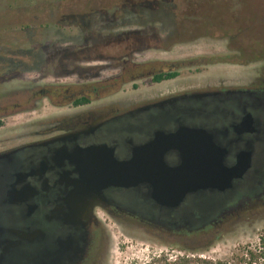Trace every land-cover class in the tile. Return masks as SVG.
Returning <instances> with one entry per match:
<instances>
[{"label":"flooded vegetation","instance_id":"af4514ba","mask_svg":"<svg viewBox=\"0 0 264 264\" xmlns=\"http://www.w3.org/2000/svg\"><path fill=\"white\" fill-rule=\"evenodd\" d=\"M258 2L262 7L264 0ZM185 5L195 10L192 2ZM253 25L264 27V12L252 15ZM117 43L108 46L120 54L110 57L118 73L104 83L40 88L24 103L0 107V119L22 112L29 116L28 131L0 139V264H104L105 220L118 225L156 221L198 231L228 202L238 212L264 205V76L242 84L181 82L130 100L124 86L142 79L150 86L172 82L180 66L196 71L202 58L130 69L129 42L115 48ZM119 60L125 63L118 65ZM171 74L176 76L152 83ZM41 101L60 112L31 118ZM193 135L201 147L213 146V160L221 156L223 170H237L226 188L219 181L215 190L197 189L208 183L194 181L188 164L183 174L187 188L172 208L155 204L143 176L128 185L125 170L119 182V166L128 165L137 150L153 160L160 180L166 178L181 166L166 139ZM147 145L152 146L141 149Z\"/></svg>","mask_w":264,"mask_h":264},{"label":"rangeland","instance_id":"374dc122","mask_svg":"<svg viewBox=\"0 0 264 264\" xmlns=\"http://www.w3.org/2000/svg\"><path fill=\"white\" fill-rule=\"evenodd\" d=\"M95 1L91 4H99L100 0ZM172 1L177 4L192 2L195 10L176 25L169 23L171 15H159L154 20L158 19L161 24L152 26L150 18L153 16L145 9H138L142 4L122 5L121 2L122 6L129 5L122 8L123 13L114 12L116 9L113 8L107 11L108 15L103 14L104 17L93 14L85 32L72 24L55 26L49 23L29 36L33 45L23 46L35 49L34 61L29 63L31 66L19 67L17 73L0 85V107L16 101L24 103L30 93L40 88L59 90L104 83L118 73L113 69L115 65L110 57H120V54L114 55L115 51L110 52L108 42H118L115 48H121L119 42L125 39L130 46L127 60L130 69L186 63L195 57L202 58L203 63L196 71L194 66H180L178 78L169 83L150 86L148 79H142L133 87L130 84L124 86L123 95L130 100L151 97L181 82L199 84L224 79L227 84H242L249 77L254 81L264 76V27L252 26V15L263 13L264 3L260 7L258 0ZM149 2L144 1L145 8L148 6L145 3ZM26 5L22 0H0V10L21 9ZM130 5H136L137 12L143 15L142 20L132 13L134 9L128 10ZM6 20L7 16L0 13V29L9 24ZM135 38L142 39L141 43ZM174 41L176 44L172 46L170 42ZM188 41L190 43L186 44ZM124 61L119 60L117 64ZM58 112L60 110L52 109L48 102L41 101L36 103V111L30 117L34 119L38 115L45 117ZM27 119L29 116L24 112L0 119V139L28 131ZM220 217L224 220L221 221ZM104 224L107 236L104 264L140 263L159 253L172 257L178 251L184 254L194 251L211 260H225L237 247L254 245L257 237L264 233V205L252 204V210L238 212L234 202H228L223 211L214 213L203 230L198 231L170 228L156 221L144 225L123 221L118 225L105 220Z\"/></svg>","mask_w":264,"mask_h":264},{"label":"trees","instance_id":"16d2710c","mask_svg":"<svg viewBox=\"0 0 264 264\" xmlns=\"http://www.w3.org/2000/svg\"><path fill=\"white\" fill-rule=\"evenodd\" d=\"M22 1L27 3L25 8L0 10V13L7 16L8 20L6 21H9V24H6L0 29L2 32H0V35L3 36L0 37V85L4 80H7V78H10L13 74L17 73L20 70L19 67L31 66L29 63L32 60L34 61L32 56L35 57L36 55L35 49L33 46H30L28 49H25L23 46L27 44L33 45L30 42L31 39H29V36L38 33L49 23H53L55 26L72 24L75 25L79 31L85 32V28H87L90 17H92L93 14L99 15V17H104L105 15L103 14L108 15L107 11H110L113 8L116 9L113 10L114 12L123 13L124 10L122 8L129 7V5H122L132 2H137L136 5L142 4L139 5L140 8L138 9H145L144 11H148V15L153 16L150 18V20H152V26L155 24H161L158 22L157 18V20H154L155 17H158L159 15H171L172 20L169 21V23L176 25L180 19L183 20L184 18H187L188 14L191 12L186 8V3L177 4L172 0H149V3H145L148 5L146 6L147 10L144 5L145 0H100L99 4H91L95 3V0V2L93 0ZM121 2H123L122 5H120ZM94 5H97V8L94 7ZM136 5H130L128 10L134 9L132 13L136 15L138 20H142L140 17L143 15H141V12H137L138 10L135 9ZM110 17L111 19H114L112 14H110ZM51 18L54 19V22L51 21ZM135 39L137 41L142 40L140 38ZM193 39L194 38L191 40ZM170 43L172 46L176 44L175 41ZM15 66L16 69L14 70L13 68ZM175 76V74L161 76L153 79L152 83L170 80ZM179 249L182 250V248ZM132 264H264V233L257 237V241L254 245L237 247L230 254L229 258L225 260H211L197 254V252L188 251L187 254L182 253L181 257L177 256L173 260H170L165 253H159L153 255L145 262Z\"/></svg>","mask_w":264,"mask_h":264},{"label":"water","instance_id":"95a60500","mask_svg":"<svg viewBox=\"0 0 264 264\" xmlns=\"http://www.w3.org/2000/svg\"><path fill=\"white\" fill-rule=\"evenodd\" d=\"M169 142V148L174 150L180 158L181 166L168 171L166 178L160 180L157 177L156 172L153 168V160L142 157L144 155L135 152L132 159L128 162V165L119 166V182L124 179V173L128 174L129 183L132 185L137 182L138 178L141 176L145 179L147 190L150 192V197L154 200L155 204L158 206L165 207H176L180 202L182 197V192L186 190L187 187L184 185L183 174L187 172L188 164L189 171L192 173V178L196 182L200 181L208 183L207 186L198 185L197 189H217V183L221 181L223 187L226 188L229 180L233 179L237 170H223L221 168V156H219V161L213 160V146L208 145L206 147H201L199 145L200 139L197 136L188 137V139L180 137H170L166 139ZM152 145H147L141 149L151 148ZM222 172V173H221ZM220 173L223 175L220 179ZM121 175H123L121 177ZM198 180V181H197ZM124 183V182H123ZM195 185V183H193ZM191 190H196L195 187Z\"/></svg>","mask_w":264,"mask_h":264},{"label":"built area","instance_id":"2783aa9c","mask_svg":"<svg viewBox=\"0 0 264 264\" xmlns=\"http://www.w3.org/2000/svg\"><path fill=\"white\" fill-rule=\"evenodd\" d=\"M177 256L181 257L182 256V253L176 252L172 257H169V259L170 260H173Z\"/></svg>","mask_w":264,"mask_h":264}]
</instances>
